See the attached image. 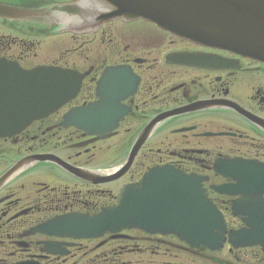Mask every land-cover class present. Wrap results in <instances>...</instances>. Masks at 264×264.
Listing matches in <instances>:
<instances>
[{
  "label": "flooded vegetation",
  "instance_id": "af4514ba",
  "mask_svg": "<svg viewBox=\"0 0 264 264\" xmlns=\"http://www.w3.org/2000/svg\"><path fill=\"white\" fill-rule=\"evenodd\" d=\"M77 2L0 0L34 10ZM25 24L39 37H25L19 31ZM62 25V17L54 14L0 18V59L24 70L56 68L82 78L77 95L59 110L18 135L0 138V264H264V240L235 247L226 238L221 247L210 248L137 228L69 235L68 217H93L117 207L125 186L139 185L151 169L165 166L203 180L201 187L228 232L250 229L248 216L232 215L239 197L221 195L214 187L236 184L219 172L239 163L259 168L257 178L264 184V63L190 42L142 20H114L82 33L61 31ZM48 39L55 53L38 61ZM29 54L38 61L30 67L24 62ZM111 71L114 79L128 80L124 94L106 95L101 81ZM94 105L104 107L101 113L122 115L105 137L63 126L67 114ZM155 118L162 119L127 172L117 175ZM115 138L117 145L104 148ZM109 153L126 157L111 168L105 159ZM258 205L264 221V191ZM227 215L238 225H231Z\"/></svg>",
  "mask_w": 264,
  "mask_h": 264
},
{
  "label": "water",
  "instance_id": "95a60500",
  "mask_svg": "<svg viewBox=\"0 0 264 264\" xmlns=\"http://www.w3.org/2000/svg\"><path fill=\"white\" fill-rule=\"evenodd\" d=\"M50 14L62 17L61 31L74 33L93 31L119 19L142 20L190 42L264 63V0H79L73 5L36 10L0 4L1 19L22 20ZM26 25V29L32 27ZM115 75L111 71L101 81L106 95L125 93L128 80L124 76L114 79ZM81 79L71 71L48 67L24 70L15 62L0 59V138L18 135L33 122L59 110L77 95ZM117 79L120 83L112 84ZM103 108L94 105L75 109L66 115L63 126L105 137L117 128L122 115L101 113ZM161 119L155 118L145 127L117 175L127 172ZM26 164L19 163L8 175ZM223 169L222 175L236 184L214 190L239 197L233 201L232 215L240 219L248 216V230L228 233L224 217L201 187L203 180L165 166L147 172L140 185L125 186L117 207L93 217H68L67 232L73 237H95L137 228L174 234L191 246L221 247L227 234L235 247L260 244L264 240V221L259 217L258 199L264 189L257 178L259 168L239 163L234 170ZM247 202L250 206L245 208Z\"/></svg>",
  "mask_w": 264,
  "mask_h": 264
},
{
  "label": "rangeland",
  "instance_id": "374dc122",
  "mask_svg": "<svg viewBox=\"0 0 264 264\" xmlns=\"http://www.w3.org/2000/svg\"><path fill=\"white\" fill-rule=\"evenodd\" d=\"M20 25H24V24H20ZM31 29L32 28H29V29H26V24H25V28L24 29H20L19 31H22L23 32V35L25 37H29V38H33L35 39V37H39V33L37 31H32L31 32ZM53 40L51 39H48L45 41V44L42 48H40V52H39V60L38 61H47L49 60V55L52 56L54 53H55V50H54V46L52 44ZM28 56V59L29 61H24L28 67H30V65H32L33 63H37L38 61L35 60L33 61L32 60V56L31 54L27 55ZM118 141L119 139L118 138H115V139H111L109 140L108 142L104 143V148L108 145H117L118 144ZM106 156V155H105ZM104 156V157H105ZM125 157L126 156H121V157H117V155L115 153H109L105 159L110 162V163H106L109 167L111 168H114L118 165H120L124 160H125ZM138 163V161L136 162ZM128 182L127 179H124V181H122V183H126ZM229 221L232 223L231 225H238L237 223L235 224L232 220V216L231 215H227Z\"/></svg>",
  "mask_w": 264,
  "mask_h": 264
}]
</instances>
